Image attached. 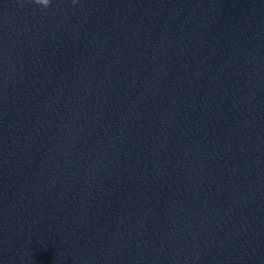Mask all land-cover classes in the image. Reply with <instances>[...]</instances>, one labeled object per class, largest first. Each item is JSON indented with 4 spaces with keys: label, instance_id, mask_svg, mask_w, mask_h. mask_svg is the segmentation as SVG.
Returning <instances> with one entry per match:
<instances>
[{
    "label": "clouds",
    "instance_id": "obj_1",
    "mask_svg": "<svg viewBox=\"0 0 264 264\" xmlns=\"http://www.w3.org/2000/svg\"><path fill=\"white\" fill-rule=\"evenodd\" d=\"M33 3L40 6L42 9H47L51 5V0H33ZM75 3V0H73Z\"/></svg>",
    "mask_w": 264,
    "mask_h": 264
}]
</instances>
